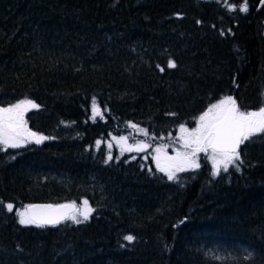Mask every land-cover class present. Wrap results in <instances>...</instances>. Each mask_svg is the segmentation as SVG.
I'll list each match as a JSON object with an SVG mask.
<instances>
[{
    "label": "trees",
    "instance_id": "16d2710c",
    "mask_svg": "<svg viewBox=\"0 0 264 264\" xmlns=\"http://www.w3.org/2000/svg\"><path fill=\"white\" fill-rule=\"evenodd\" d=\"M253 1L0 0V107L34 101L26 123L46 137L0 144V264H264V133L242 144L239 168L213 176L203 163L171 181L151 158L105 163L96 144L132 124L155 139L192 128L227 96L264 107ZM84 199L82 223L18 222L28 205Z\"/></svg>",
    "mask_w": 264,
    "mask_h": 264
},
{
    "label": "snow or ice",
    "instance_id": "6c2138e0",
    "mask_svg": "<svg viewBox=\"0 0 264 264\" xmlns=\"http://www.w3.org/2000/svg\"><path fill=\"white\" fill-rule=\"evenodd\" d=\"M228 11L237 10L236 5H231ZM239 11L247 12V0H241ZM197 23H200L197 21ZM160 72L165 71V66L157 64ZM177 63L169 58L166 63L167 69H175ZM95 104V98H93ZM38 105L31 100H25L8 107H0V144L7 147L17 148L24 142L41 143L46 137L36 132L30 131L25 126L24 114L27 110L37 108ZM100 115L99 112L95 113ZM166 115H175L166 113ZM95 119V115L90 117ZM137 132L141 130L135 124L131 125ZM180 135L176 138L180 141V148L173 149L175 156L166 154L167 146H160L154 149L157 155L154 157L156 168L167 175L168 180H177L176 173L190 169H198L200 163L199 154L204 153L206 158L211 160L212 175H219L221 170L227 172L230 166L239 168L237 162H242L240 146L253 136L264 133V107L258 110L241 111L237 101L232 96L221 99L218 103L212 104L206 112L199 116L198 124L189 130L183 124L179 126ZM143 135L148 137L147 130H143ZM171 137V134H169ZM155 139V136L151 137ZM126 137L121 136L117 141L120 144L126 142ZM97 145L100 144L98 140ZM150 145L146 142H138L129 145L127 148L121 147V153L128 151H145ZM111 148V145H109ZM161 153H164L163 160ZM135 158V157H133ZM113 160L108 154L105 163ZM143 167V165H142ZM151 171V169H149ZM83 209L77 208L75 203L59 205H28L23 211L18 212V222L22 225L34 224L37 227L45 225H56L63 220L70 219L74 223L87 221L94 211L87 199L83 200ZM13 204L8 203L6 209L13 211ZM129 244L135 241L131 234L123 238ZM125 245H121L124 247ZM250 255V254H249Z\"/></svg>",
    "mask_w": 264,
    "mask_h": 264
},
{
    "label": "rangeland",
    "instance_id": "374dc122",
    "mask_svg": "<svg viewBox=\"0 0 264 264\" xmlns=\"http://www.w3.org/2000/svg\"><path fill=\"white\" fill-rule=\"evenodd\" d=\"M253 2H254L253 0H247L248 9H249L250 4L253 3ZM25 100H28V99L20 100L17 103L22 102V101H25ZM218 102H216V103H218ZM33 109H35V108H33ZM33 109L27 110L25 112V114H24L25 126L27 128H28V126H27V123H26V115H27V113L29 111H31ZM198 120L196 122V125L194 127H192V128H195L197 126ZM136 126H137L138 129L141 130L140 132H137V130L134 129L130 125L128 127L127 134L119 135V136H112L110 139H107L105 141H100V144L99 145L104 144L106 146V148H107V150H108V152H109L110 155H113L114 152H117L118 153V156H122L124 154H131L132 157H135V158L136 157H142L144 159L151 158L154 164H155L154 157L157 155V153H155V151H154V149L156 147L167 146L166 147V154L168 156H175V151L173 149L174 148L175 149H179L180 148V143H181L180 141H178L176 139L180 135L179 129L174 134H172L171 137L170 136H166V137H162L160 139H152L151 138L152 137L151 135H149L148 137H146V136L143 135V130H147V129H145V128L139 126V125H136ZM192 128H188V129L191 130ZM121 136L127 138L126 139V142L123 145L117 142L120 139ZM141 141L146 142V143H148L150 145L145 151H140V152H136V151L128 152V151H125V152L121 153V147L127 148L129 145H134V144H136L138 142H141ZM30 143H32V142H24V143H22V146H26V145H28ZM109 145H111V148H109ZM3 146L4 147H7L6 145H3ZM22 146H20V147H22ZM160 155H161V159L163 160L164 153H161ZM198 160H199V163H200V167L203 165V163H208L212 167L211 160L207 159L204 153H200L199 154ZM155 166H156V164H155ZM192 170H196V169H190V170H187V171H192ZM178 173H180V172H178ZM178 173H176V175ZM82 202L79 203V204H76L77 205V208L83 209V203ZM23 210H24V208H21L20 209V211H23Z\"/></svg>",
    "mask_w": 264,
    "mask_h": 264
},
{
    "label": "water",
    "instance_id": "95a60500",
    "mask_svg": "<svg viewBox=\"0 0 264 264\" xmlns=\"http://www.w3.org/2000/svg\"><path fill=\"white\" fill-rule=\"evenodd\" d=\"M241 147H242V144H241V146H240V149H241ZM240 149H239V151H240ZM73 202H65V203H62V204H72ZM49 203H36V204H32V205H48ZM76 204V203H75ZM52 205H55V204H52ZM59 205V204H58ZM77 206V205H76ZM63 221H65V220H63ZM63 221H61V222H63ZM60 222V223H61ZM49 225H51V224H49Z\"/></svg>",
    "mask_w": 264,
    "mask_h": 264
},
{
    "label": "flooded vegetation",
    "instance_id": "af4514ba",
    "mask_svg": "<svg viewBox=\"0 0 264 264\" xmlns=\"http://www.w3.org/2000/svg\"><path fill=\"white\" fill-rule=\"evenodd\" d=\"M261 7H264V0L259 1V10L261 9Z\"/></svg>",
    "mask_w": 264,
    "mask_h": 264
}]
</instances>
